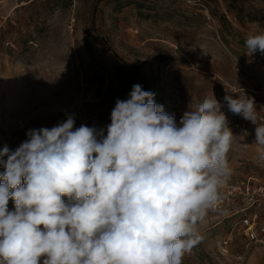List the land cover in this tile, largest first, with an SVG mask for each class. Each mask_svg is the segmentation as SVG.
<instances>
[{
    "label": "rangeland",
    "instance_id": "obj_1",
    "mask_svg": "<svg viewBox=\"0 0 264 264\" xmlns=\"http://www.w3.org/2000/svg\"><path fill=\"white\" fill-rule=\"evenodd\" d=\"M205 2L207 13L188 0H0V149L68 115L106 134L134 84L177 124L211 92L224 103L226 89L264 109V53L244 44L264 32V0ZM233 134L230 178L264 182V150ZM198 230L182 264H264V243L247 245L237 217L210 210Z\"/></svg>",
    "mask_w": 264,
    "mask_h": 264
},
{
    "label": "clouds",
    "instance_id": "obj_2",
    "mask_svg": "<svg viewBox=\"0 0 264 264\" xmlns=\"http://www.w3.org/2000/svg\"><path fill=\"white\" fill-rule=\"evenodd\" d=\"M244 44L248 55L264 53V32ZM226 92L223 104L211 92L177 124L134 84L116 100L106 134L74 128L68 115L29 129L15 150L5 144L0 264H182L231 176L235 135L222 108L255 125L254 143L264 146L254 98Z\"/></svg>",
    "mask_w": 264,
    "mask_h": 264
},
{
    "label": "built area",
    "instance_id": "obj_3",
    "mask_svg": "<svg viewBox=\"0 0 264 264\" xmlns=\"http://www.w3.org/2000/svg\"><path fill=\"white\" fill-rule=\"evenodd\" d=\"M198 9L208 12L205 0H188ZM223 104V103H222ZM228 118V126L238 135L255 139V125L239 115L222 108ZM257 116L264 122V109L257 107ZM247 133V134H245ZM264 150V146H261ZM221 198L217 202L214 213L238 218L241 236L247 245L264 243V182L254 183L250 180L242 182L229 178L220 189ZM232 237L225 236L223 245H228Z\"/></svg>",
    "mask_w": 264,
    "mask_h": 264
},
{
    "label": "trees",
    "instance_id": "obj_4",
    "mask_svg": "<svg viewBox=\"0 0 264 264\" xmlns=\"http://www.w3.org/2000/svg\"><path fill=\"white\" fill-rule=\"evenodd\" d=\"M65 201H67V197H64Z\"/></svg>",
    "mask_w": 264,
    "mask_h": 264
}]
</instances>
